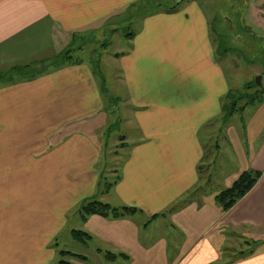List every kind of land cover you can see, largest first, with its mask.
<instances>
[{"label":"crops","instance_id":"crops-1","mask_svg":"<svg viewBox=\"0 0 264 264\" xmlns=\"http://www.w3.org/2000/svg\"><path fill=\"white\" fill-rule=\"evenodd\" d=\"M138 1L0 0V70L59 54L73 36ZM137 21L113 54L120 83L111 90L86 60L0 84V264H264L262 246L228 261L221 252L230 239L264 241V101L223 126L231 78L199 0ZM112 108L132 140L121 137L119 178L103 193ZM213 130L221 135L215 158L224 150L236 166L223 188L200 191L204 135ZM247 170L262 176L223 212L215 196ZM92 200L139 211L83 219L79 210ZM75 230L90 237L79 241ZM106 252L128 258L109 261Z\"/></svg>","mask_w":264,"mask_h":264},{"label":"rangeland","instance_id":"rangeland-1","mask_svg":"<svg viewBox=\"0 0 264 264\" xmlns=\"http://www.w3.org/2000/svg\"><path fill=\"white\" fill-rule=\"evenodd\" d=\"M199 2L205 8L211 26L215 28L212 33V35L214 34L213 38H216L215 49L219 60L225 65L231 78L232 89L239 94L242 93L240 99L235 98L237 99V106L240 107L251 100L249 95L257 90L248 87L252 81H255L256 76H261V87L264 88V0H199ZM133 20L129 18L127 11L122 12L109 20V23H101L99 26L80 32L77 37L73 36L67 45L71 49L68 55H71L74 60H86L96 65L99 78L103 79L104 85L109 90L113 88L114 81H117V84L120 83L115 77L116 66L112 64V57L114 53L123 50L125 47L127 34L134 32L138 27L139 21L137 20L139 19ZM219 39L224 41V47L230 49L227 54H224L222 50L224 48H222ZM49 60L50 58H48ZM38 61L35 64L37 71L50 64L48 61L42 63ZM112 110L110 109L111 114L109 116L112 125L104 136L105 162L109 160L111 166L109 168L108 163L105 164L104 175L109 182L115 181L119 173L122 157H119L121 155L114 156V152L116 151L115 154L121 152L118 146L121 143V137L126 136L129 141L132 140L128 126L119 123L122 111L119 112L115 108ZM214 126H216L215 130L219 128V125ZM215 130L211 131L212 136L206 133L204 135L206 159L203 161L201 170V182L198 188L200 191L213 192L223 188L225 177L236 166L234 160V164L230 162V158L233 156L227 152L228 155L224 150L219 154L218 159L215 158L219 153L220 141L218 142V140L221 137L218 132L216 133L217 136H214ZM216 141L218 145H216ZM111 153H113V157ZM210 161L217 165L211 171L208 169V164H205ZM210 175L212 176L211 182H209ZM262 236L264 239V235ZM230 240H233V245L228 242L222 247L223 261L234 259L237 254H241L242 250L248 251L258 246L264 248V241L261 244L253 238H243V240L239 238L237 241H241L242 244L236 243L234 239ZM247 241H250L249 245L246 244ZM77 250L87 256L91 255L93 261L97 263L93 250L89 251L83 246H78ZM67 259L69 262V258ZM71 260L77 264H84L77 259L72 258Z\"/></svg>","mask_w":264,"mask_h":264},{"label":"trees","instance_id":"trees-1","mask_svg":"<svg viewBox=\"0 0 264 264\" xmlns=\"http://www.w3.org/2000/svg\"><path fill=\"white\" fill-rule=\"evenodd\" d=\"M184 1L186 0H181V1L180 0L179 1L178 0H141L136 3H133L130 7H128L127 14L131 20L133 19L135 20L158 11H175ZM214 30L215 28L212 27V33L214 32ZM133 35H134L133 32H129L127 34L128 37H132ZM215 39L216 38H214V40ZM219 42L222 43V48H224L222 50L224 54H227V52L230 49L228 50V48L224 47L223 40L219 39ZM70 50H71L70 47H68L61 53L51 56L49 61L48 59L45 60L46 62L48 61V63L50 64H47L43 69H40L39 71H37L35 68L36 62H32L28 64H16L7 67L3 70H0V84H7L15 81L31 79L45 72L48 69L56 68L65 64L76 62V60H74L71 55H68ZM45 61L41 60L38 62L42 63ZM250 84L251 85H248L249 88L251 89L256 88L257 90H255L253 93L249 95L251 97V100H249L247 103H245L240 107L237 106L236 100L240 99L242 93L239 94L238 92L234 91V89L232 88L229 91V94L223 105V117H222L223 126H226L234 115H236L237 113H242L248 106L256 103H261L264 101V88L257 85L255 81H252ZM124 144L125 143H122L121 147L125 146ZM261 176H262L261 171H256V170L244 171L233 182L231 186L221 190L215 196V198L217 200V203L221 206L222 211L227 212L231 208H233L238 201L244 198L253 189V187L257 184ZM118 178L119 177L117 176L115 181ZM115 181L113 182L107 181L104 175L103 181L101 182V186H100L101 191L103 193L109 192ZM173 210L174 208L171 209V211ZM138 211L139 209L135 207L113 206L110 203L99 200L88 201L84 203L79 210L83 219H87L90 215H94V214H99L105 217L121 218L126 216H132ZM156 216L158 215H155L153 218H155ZM73 235L77 240L83 242L87 241L86 237H90L88 233L79 230L73 231ZM249 244L250 241H247V245ZM252 251L253 250L251 249H249L248 251L244 250L242 251V255L251 254ZM60 255L61 256L74 255L83 258V256L81 255H77L72 252L64 251V250L60 251ZM105 257L106 260L109 261H114L118 257L128 258L127 255H123V254L118 255L113 252H106ZM58 264H72V263L65 260H61Z\"/></svg>","mask_w":264,"mask_h":264},{"label":"water","instance_id":"water-1","mask_svg":"<svg viewBox=\"0 0 264 264\" xmlns=\"http://www.w3.org/2000/svg\"><path fill=\"white\" fill-rule=\"evenodd\" d=\"M255 82L257 85L261 86V76H257L256 79H255Z\"/></svg>","mask_w":264,"mask_h":264}]
</instances>
